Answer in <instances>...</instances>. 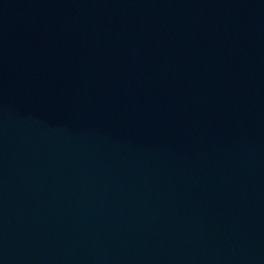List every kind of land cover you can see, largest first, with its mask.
<instances>
[{
	"label": "water",
	"instance_id": "95a60500",
	"mask_svg": "<svg viewBox=\"0 0 264 264\" xmlns=\"http://www.w3.org/2000/svg\"><path fill=\"white\" fill-rule=\"evenodd\" d=\"M0 264H264V0H0Z\"/></svg>",
	"mask_w": 264,
	"mask_h": 264
}]
</instances>
